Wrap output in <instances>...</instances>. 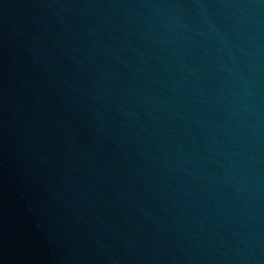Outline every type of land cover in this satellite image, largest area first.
<instances>
[{"label": "water", "instance_id": "95a60500", "mask_svg": "<svg viewBox=\"0 0 264 264\" xmlns=\"http://www.w3.org/2000/svg\"><path fill=\"white\" fill-rule=\"evenodd\" d=\"M0 264H264V0H0Z\"/></svg>", "mask_w": 264, "mask_h": 264}]
</instances>
